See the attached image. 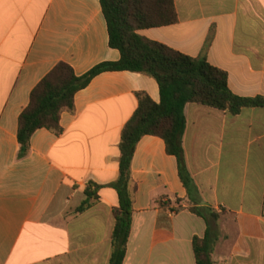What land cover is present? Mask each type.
<instances>
[{"label": "crops", "instance_id": "1", "mask_svg": "<svg viewBox=\"0 0 264 264\" xmlns=\"http://www.w3.org/2000/svg\"><path fill=\"white\" fill-rule=\"evenodd\" d=\"M174 3L176 24L139 34L205 56L239 97L264 96V0ZM120 59L101 0H0V264H110L121 135L138 93L160 103L156 80L128 71L96 76L61 115V133L38 130L24 157L18 130L31 93L57 65L81 77ZM185 118L194 189L189 195L163 139H141L124 264H196L193 240L209 227L195 206L219 217L210 228L214 264H264V108L233 116L188 104ZM91 183L99 200L77 214Z\"/></svg>", "mask_w": 264, "mask_h": 264}, {"label": "trees", "instance_id": "2", "mask_svg": "<svg viewBox=\"0 0 264 264\" xmlns=\"http://www.w3.org/2000/svg\"><path fill=\"white\" fill-rule=\"evenodd\" d=\"M101 6L107 22L109 45L120 52V61L100 64L81 77L69 65H57L31 93L30 104L20 116L18 141L20 155L24 157L38 130L60 134L61 115L74 110L76 94L102 73L128 71L156 80L161 101L157 104L147 94H137L138 109L121 135L119 179L112 184L118 194L119 206L113 209L115 226L110 264H124L136 191L132 162L141 139L155 136L164 140L167 153L178 160L180 179L190 195L194 185L182 145L186 129L185 107L196 104L236 116L243 109L264 108V96L239 97L229 89L228 74L212 66L205 56L192 58L139 34L142 30L176 24L174 0H101ZM99 189L93 183L87 186L86 199L77 208V214L93 207L99 200ZM190 210L203 218L209 227L204 239L196 237L193 240L196 264H214L210 228L219 217L207 208L195 206Z\"/></svg>", "mask_w": 264, "mask_h": 264}]
</instances>
